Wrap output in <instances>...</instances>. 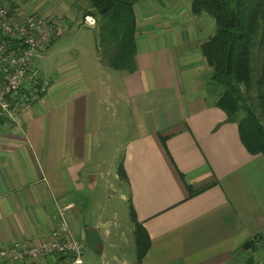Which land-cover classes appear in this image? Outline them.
<instances>
[{
    "label": "crops",
    "instance_id": "1",
    "mask_svg": "<svg viewBox=\"0 0 264 264\" xmlns=\"http://www.w3.org/2000/svg\"><path fill=\"white\" fill-rule=\"evenodd\" d=\"M7 1L59 20L61 29L34 59L45 90L21 110L18 124L0 123V248L40 243L62 219L84 248L91 228L102 242L107 221L95 210L99 189L111 182L102 153L106 123L99 122L107 106L110 129L118 109L123 114L116 173L129 192V217L132 209L150 242L140 264H260L252 256L263 249L264 260V239L254 250L243 246L264 235V155L246 149L237 123L207 90L211 68L201 45L214 21L193 15L192 0H142L134 5L133 73L100 66L92 39L48 76L41 61L75 23L89 26V0ZM114 80L120 91L108 86Z\"/></svg>",
    "mask_w": 264,
    "mask_h": 264
},
{
    "label": "trees",
    "instance_id": "2",
    "mask_svg": "<svg viewBox=\"0 0 264 264\" xmlns=\"http://www.w3.org/2000/svg\"><path fill=\"white\" fill-rule=\"evenodd\" d=\"M140 1L89 0L90 8L83 13L95 19L100 41L97 49L114 70L133 73L136 69L134 5ZM190 10L214 21L212 36L201 45L211 68L208 92L228 121L237 123L246 149L264 155V0H192ZM118 171L124 175L121 166ZM130 218L136 264H140L150 242L132 209ZM263 239L262 234L255 236L244 244V250H254Z\"/></svg>",
    "mask_w": 264,
    "mask_h": 264
},
{
    "label": "built area",
    "instance_id": "3",
    "mask_svg": "<svg viewBox=\"0 0 264 264\" xmlns=\"http://www.w3.org/2000/svg\"><path fill=\"white\" fill-rule=\"evenodd\" d=\"M84 23L94 26L95 19L85 16ZM60 29L59 20L26 14L9 1L0 0V123L18 124L21 110L45 90L44 84L38 83L34 59ZM23 88L26 90L22 91ZM83 252L84 243L70 236L68 224L62 219L59 229L52 230L50 237L40 243L24 246L15 241L0 248V263L79 264Z\"/></svg>",
    "mask_w": 264,
    "mask_h": 264
},
{
    "label": "rangeland",
    "instance_id": "4",
    "mask_svg": "<svg viewBox=\"0 0 264 264\" xmlns=\"http://www.w3.org/2000/svg\"><path fill=\"white\" fill-rule=\"evenodd\" d=\"M92 39L96 42V45L99 46V31H97L96 28L93 29L86 25L78 26L77 23L70 27L68 32L62 33L46 53L47 58L41 61V64L43 63L42 69L45 71L46 75L49 76L52 74L58 62H67L69 60L68 58L72 56L73 52L76 50L87 48ZM97 50V58L100 66H107V58L102 53L101 49ZM77 61L83 65L86 64L83 63L84 59L79 55ZM89 62L92 61L87 59V63ZM100 75V78L105 82L103 86L105 88L108 83V80L105 79L107 73L102 71ZM108 86L116 91H120L118 80H114V82L108 84ZM101 98L103 100V97ZM105 99L104 97V100ZM253 102H256L255 99ZM111 116H114L113 109L109 110V107L103 106L99 122H101V124L104 122L106 123L105 132H107V137L104 139L105 142H103L102 145V153L106 155L103 157H106V161L111 168V182L110 185L108 184L106 186L107 191L103 189V187L99 189V208L95 210V213L98 217H103V219L107 221V224L106 227L100 226V231L103 234L100 246L94 249L85 246L79 264H135L133 224L129 217L127 202L129 199V192L116 173V168L122 157L121 142L125 138L124 132L126 129L124 128V118L120 109H118L117 112L118 120L115 130L110 129V123L112 121L110 118ZM262 253L263 249H259L255 251L252 256L255 261H261L260 264H264Z\"/></svg>",
    "mask_w": 264,
    "mask_h": 264
},
{
    "label": "water",
    "instance_id": "5",
    "mask_svg": "<svg viewBox=\"0 0 264 264\" xmlns=\"http://www.w3.org/2000/svg\"><path fill=\"white\" fill-rule=\"evenodd\" d=\"M98 243H101L100 235L95 228H91L86 236V244L94 249Z\"/></svg>",
    "mask_w": 264,
    "mask_h": 264
}]
</instances>
